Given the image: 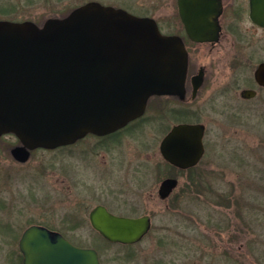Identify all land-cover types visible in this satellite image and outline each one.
<instances>
[{
    "label": "water",
    "instance_id": "1",
    "mask_svg": "<svg viewBox=\"0 0 264 264\" xmlns=\"http://www.w3.org/2000/svg\"><path fill=\"white\" fill-rule=\"evenodd\" d=\"M253 1V17L264 18V0ZM179 8L191 38H216L217 32L201 33V0H179ZM187 66L179 34L161 32L153 17L99 0L42 24L0 19V136L15 134L21 144L12 154L26 160L35 148L110 132L141 115L151 95L183 96ZM198 86L194 81L195 90ZM204 132L203 123L175 125L163 139V155L182 168L193 166L205 152ZM177 183L165 179L160 195L167 196ZM90 216L111 241L136 242L151 228L147 215L119 216L102 205ZM21 247L26 264H101L95 248L65 238L50 242L36 226L26 231Z\"/></svg>",
    "mask_w": 264,
    "mask_h": 264
},
{
    "label": "flooded vegetation",
    "instance_id": "2",
    "mask_svg": "<svg viewBox=\"0 0 264 264\" xmlns=\"http://www.w3.org/2000/svg\"><path fill=\"white\" fill-rule=\"evenodd\" d=\"M175 3L176 19L169 22L170 27L166 30L155 14L137 8L140 5L138 0H121L119 5H111L138 16L153 17L161 32L184 33L179 34L188 52L184 95H151L144 112L123 126L103 134L87 132L69 144L52 148L57 151L55 165L60 183L57 190L58 212L31 217L26 201H21L18 207L16 202H0V208H8L9 213L0 216V264H26L21 240L31 226L43 230L50 242L65 238L75 246L95 248L101 264H104L102 251L98 247L78 241L83 235V224L90 225L91 230L86 231L88 234L95 232L104 243L119 246L115 248L116 252L119 251V258L127 260L129 264H140L139 248L135 245L141 239L136 242L108 240L93 227L91 211L102 205L119 216L147 215L152 224V207L158 198L166 202L170 200L180 183L178 174L197 177H192L180 196L201 185L200 165L205 153L193 166L182 168L163 155L161 146L165 136L180 123H203L205 145L206 121L188 106L208 82L212 65H215L214 71L228 74L231 84L227 89L235 91L242 101L264 96V70L261 69L264 66V18L253 17L254 1L201 0V33L217 32L216 38L201 41L189 36L190 25L181 16L179 0H175ZM194 81L199 82L196 90ZM17 139L18 142L10 148V160L14 166L19 165L24 174L33 151L42 147L31 150L26 160H19L12 154V149L21 144ZM170 177L177 178L178 183L167 196L162 197L159 188ZM250 233L249 254L253 255L255 244H260V240L259 236L255 238L253 228Z\"/></svg>",
    "mask_w": 264,
    "mask_h": 264
},
{
    "label": "rangeland",
    "instance_id": "3",
    "mask_svg": "<svg viewBox=\"0 0 264 264\" xmlns=\"http://www.w3.org/2000/svg\"><path fill=\"white\" fill-rule=\"evenodd\" d=\"M86 1L0 0V19L42 24L48 17L62 16ZM100 1L113 5L121 2ZM138 1L137 8L155 14L165 30L176 19L175 0ZM213 69L188 106L207 124L201 185L180 196L195 175L178 174L180 183L170 200L157 199L151 209V228L135 245L140 264H264V96L242 101L235 91L227 89L231 84L228 74ZM17 142L13 133L0 137V202H16L18 207L26 201L31 217L57 214V151H33L22 174L20 166L10 160V148ZM218 192L232 196L231 206L216 203ZM242 192L245 199L237 204L235 197ZM8 214V208H0V216ZM81 228L83 235L78 241L98 247L104 264H129L118 257L115 248L119 246L104 243L95 232L88 234V224ZM251 228L260 240L253 255L248 244Z\"/></svg>",
    "mask_w": 264,
    "mask_h": 264
},
{
    "label": "trees",
    "instance_id": "4",
    "mask_svg": "<svg viewBox=\"0 0 264 264\" xmlns=\"http://www.w3.org/2000/svg\"><path fill=\"white\" fill-rule=\"evenodd\" d=\"M69 12V11H68ZM67 14V13H66ZM65 15V14H63ZM62 15V16H63ZM202 175V174H201ZM202 181V180H201ZM206 185V184H204ZM207 187V185L205 186ZM245 192V191H244ZM202 193V191H201ZM215 201L217 204H220V205H224V206H231V202H233L232 200V196L228 195V194H225V193H222V192H218L217 195H215ZM247 198V197H246ZM236 199V203L239 204V202H241V199H245V196H244V193L242 192V194L240 195V197L236 196L235 197ZM246 207V206H245Z\"/></svg>",
    "mask_w": 264,
    "mask_h": 264
}]
</instances>
